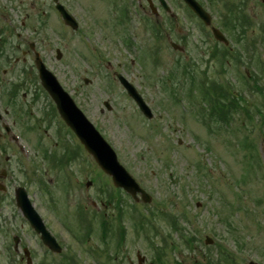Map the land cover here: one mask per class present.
<instances>
[{
  "label": "rangeland",
  "instance_id": "obj_1",
  "mask_svg": "<svg viewBox=\"0 0 264 264\" xmlns=\"http://www.w3.org/2000/svg\"><path fill=\"white\" fill-rule=\"evenodd\" d=\"M61 1L84 21L92 24L90 20L92 16L85 7L89 3H82L83 0ZM151 1L142 0L148 15L142 14L137 22L133 20L131 33L126 32L129 39L134 34L137 36L130 49L126 47L130 41L124 42L122 38L106 40L109 28L93 29L108 51L106 56L111 65L118 66L122 75L137 88L155 119H158L154 124L143 119L133 101L112 79L111 74H106L105 69L98 70V74L90 72L82 58L86 55L76 39L60 38L54 31L56 23L50 9L51 0H0V10L7 6L2 10L15 22L16 31L19 30L20 22H23L25 30L29 33L36 32L38 37L36 40L45 50L49 63L70 88L79 89L78 100L86 108L89 120L96 125L115 150L119 161L141 182L152 196V200L149 204H144V207L140 205L130 207L128 199L124 196H120L116 202L100 189V183L102 184L105 179L95 169L92 173L100 180L89 175L91 200L88 203V210H84L71 196V191L59 193L54 188L56 185L47 183L41 186L31 185L30 189L32 192L37 189L35 194L39 195L36 201L42 210L46 207L42 196L51 195V201L47 200L49 213L55 215L53 217L58 222L63 223L65 219L69 221L71 229L76 232V240L82 242L81 245L73 246L79 264H93L91 258H85L83 255L88 248L98 250L101 257L97 261L105 262L102 253L104 246L95 241L97 238L92 236V233L90 240L96 243L95 246L84 244L83 241L89 237L86 235L88 234L86 226L90 224L89 213L95 217L115 214L125 216L122 219L126 223L125 252L132 258L134 264H137L136 254L145 260L142 264H152L153 250L147 239L160 248V238L165 234L170 235L168 244L171 242L175 247V251L166 254L167 257L171 256L172 261L181 264H228L224 257H221L217 246L225 242L229 248L235 245L239 249H244L241 256L247 253L248 260L264 264V171L254 149L242 150L249 143L243 139L250 128L247 130L248 126H242L237 118V121L232 122V116L223 119L208 116L206 101L198 89L201 82L207 90L218 95V98L223 96L222 86L217 83L224 79L232 83L233 74L230 71L235 64L230 57L221 55L219 45L214 43L209 33L200 28L197 21L191 18L177 0H166L174 14V22H169L164 17L159 20L162 22L160 32L152 31L153 28L148 21L151 20L149 17L153 16L148 3L152 7L155 3ZM200 1L207 9L212 10L218 24L231 39H241L239 46L251 40L256 51L262 50L264 53V0ZM99 3L104 5L101 1ZM94 5L97 9L100 8L95 2ZM104 7L109 8L111 5L107 4V7L105 5ZM103 11L105 14L111 13L101 10L102 13ZM242 14L251 24L243 22L240 26V22H237L236 28L223 25V22L236 21V17L244 18ZM100 15L101 13L98 14ZM41 17L43 21L40 23ZM111 17L114 18L113 15ZM111 24L113 22L110 26ZM151 33L162 37L160 42L152 41ZM5 35L4 39L8 37V42L10 40V43H15L13 34L11 37L7 33ZM165 36L182 47L183 53L172 50ZM242 40L244 42H241ZM156 45L158 55H153ZM56 49L61 55L59 60L56 59ZM16 69L18 66H15ZM110 72H113L112 69ZM184 72L185 81L179 79L184 76ZM84 79L90 83L85 85ZM235 92L237 95L249 93L244 86ZM104 101L108 102L110 109L103 106ZM152 124L162 135L157 136L152 131ZM227 124L231 125L224 127ZM49 133L52 134L53 130ZM262 148L264 154V143ZM46 149V154L50 156L51 146ZM60 159L62 161L63 156ZM52 167H56V164L53 163ZM164 167H167L165 171ZM47 178L55 182L57 180L55 171L48 170ZM57 182L63 184L62 180ZM120 198L122 201L118 206ZM237 199L241 200L240 207H243L246 213V215L241 213L242 220L238 224L234 218L240 213L236 210ZM92 202L95 203L94 206ZM169 206L172 210L170 214L176 219L168 220L161 216L156 218L155 214H160L157 210L164 211ZM185 209L186 224L182 220ZM49 213L47 212V215ZM152 215L155 216L152 224L158 229V236L152 233V229L149 230L146 217L150 218ZM138 216L146 217L140 220L138 227L132 229V223L129 221L139 220ZM50 217L53 220V217ZM99 221V218H96L92 222L96 230L99 228ZM94 234L99 235L98 232ZM185 236L186 241L192 238V243L186 242L184 245ZM205 236L216 240L217 245L214 244L215 241L211 245H206ZM110 254L113 257V248L110 249ZM111 257L106 260L108 264H125L121 259L123 256H116L117 260ZM245 258L240 259V264L248 263ZM97 261H94L95 264ZM230 264H238V259Z\"/></svg>",
  "mask_w": 264,
  "mask_h": 264
},
{
  "label": "flooded vegetation",
  "instance_id": "obj_2",
  "mask_svg": "<svg viewBox=\"0 0 264 264\" xmlns=\"http://www.w3.org/2000/svg\"><path fill=\"white\" fill-rule=\"evenodd\" d=\"M99 1L106 7L110 4L111 7L107 8L111 13L105 14L104 11L102 13L101 10L105 9H97L93 0H86L89 3L87 8L92 16L90 18L92 24L82 18L78 20L80 24L90 27L92 35L102 45L104 44L93 27L109 28L106 40L122 38L126 42L125 40L129 38L126 32L131 33L133 20L137 22L142 14L148 15L142 0H128L130 2L128 5L126 0ZM151 2L154 4L156 0ZM99 13H101L100 16H98ZM149 18L151 22H148L153 28L158 26L161 16ZM42 21L43 17L40 18V23ZM23 24L20 22L19 30L16 31L15 22L10 19V16L0 12V264H79L76 261L77 256L74 254L73 246L81 245L82 242L76 240V232L71 229L68 220L65 219L63 223L58 222L53 217L55 215L49 213L47 200L51 201V195L42 196L45 200V210L38 206L44 225L55 241L50 240L53 244L51 246H47L42 241L41 235L36 234L30 229L28 223L21 220L16 206L20 191H25L28 195L31 192V185L41 186L47 183L56 185L54 188L59 193L71 191V196L83 206V209H88V203L91 200L89 175L93 165L76 136L58 116L52 101L40 85L34 53L37 52L39 58L46 64L45 50L36 41V37L33 39L34 42L27 38L29 35L37 36V34L35 31L29 33L24 29ZM6 33L9 37L13 34L15 43H10V40L8 42V37L3 38ZM136 37L134 34L130 42H134ZM153 39L155 35L151 33V40ZM240 40L230 39L231 47L219 44L218 48L221 50V55L230 57L235 64L230 71L231 74L238 73L239 64H245L242 68L252 84L248 93L249 99L237 98L236 100L245 108L240 113L232 110L231 115L226 111L223 112L222 103L219 102L218 117L223 119V117L232 116V122L237 121V118L242 121L243 126L264 128V53L261 52L262 50L256 51L255 44H252L251 40L239 46ZM223 47L231 55L226 53ZM216 53L219 54L218 50ZM15 66H18V69L15 70ZM78 90L75 87L71 91L75 98H77ZM40 100L42 102H39ZM246 103L250 105L247 106ZM79 107L87 112L84 106ZM51 130H53L52 134L49 133ZM258 138H262L264 143V136L261 137L260 134ZM48 146H51L50 156L46 154ZM53 163L56 167H52ZM48 170L55 171L57 176L55 182L48 180ZM59 180H62L63 184H59L57 182ZM92 205L94 206V202ZM49 215L53 217V220ZM88 218L90 224L86 226L88 231L86 235H89V240L92 233V236L103 244L104 264H108L106 260L111 257V248H113L111 258L117 260L116 256L122 257L125 254V246H122L125 244L126 237V223L122 220L125 216L103 215L102 220L100 216H88ZM96 218L100 220L97 230L92 225ZM129 222L132 223V229L138 227L137 221ZM94 232H98L99 235L96 236ZM88 240L83 241L86 243ZM87 250L83 254L85 258L96 261L101 257L98 250L90 248ZM121 259L125 261V264H133L127 256Z\"/></svg>",
  "mask_w": 264,
  "mask_h": 264
},
{
  "label": "water",
  "instance_id": "obj_3",
  "mask_svg": "<svg viewBox=\"0 0 264 264\" xmlns=\"http://www.w3.org/2000/svg\"><path fill=\"white\" fill-rule=\"evenodd\" d=\"M185 2H187L197 13L200 17H202V13L200 11V9L196 6L193 5L194 2L192 0H185ZM50 91L53 92V90L51 89ZM129 92L131 94H135L134 91L132 89L129 90ZM54 96L57 97V95L54 93ZM134 98L136 99V97L134 96ZM138 105L141 109V111L146 114L147 116H150L148 114V109L146 108V106L140 101V98L138 97ZM68 123L69 125L74 129L75 132L78 133V136L81 140V142L85 145V147L94 155V157L96 158L97 162L99 163V165L107 172L112 174L117 173V170L113 167L114 165H116L115 163V159L113 154L111 153L112 151L110 150V148L99 138L98 139H94L92 137L88 136V132L86 127H84L83 124L81 123H77L74 119L73 122L68 119ZM106 152H110V154H107ZM123 177H125L126 181L123 180L122 181V185L124 187H126L125 189L128 192L133 193V186L134 184L132 183V181L125 175L123 174ZM135 188V186H134Z\"/></svg>",
  "mask_w": 264,
  "mask_h": 264
}]
</instances>
